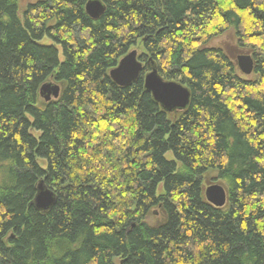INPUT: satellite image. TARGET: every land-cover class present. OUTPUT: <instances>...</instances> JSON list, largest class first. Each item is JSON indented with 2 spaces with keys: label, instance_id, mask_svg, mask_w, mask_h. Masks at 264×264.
<instances>
[{
  "label": "trees",
  "instance_id": "obj_1",
  "mask_svg": "<svg viewBox=\"0 0 264 264\" xmlns=\"http://www.w3.org/2000/svg\"><path fill=\"white\" fill-rule=\"evenodd\" d=\"M87 1L20 15L0 0V264H264V48L245 80L207 46L264 40V0H101L97 19ZM132 49L142 71L119 87L108 73ZM151 64L189 90L183 111L145 91ZM208 171L222 207L203 195ZM40 180L56 196L45 212Z\"/></svg>",
  "mask_w": 264,
  "mask_h": 264
},
{
  "label": "water",
  "instance_id": "obj_2",
  "mask_svg": "<svg viewBox=\"0 0 264 264\" xmlns=\"http://www.w3.org/2000/svg\"><path fill=\"white\" fill-rule=\"evenodd\" d=\"M85 10L87 15L97 19L103 13L104 5L100 0H89L85 5ZM235 60L239 71L243 75H249L254 71V63L249 54L239 53ZM142 68L138 53L133 50L123 56L117 65L109 71L108 75L117 86L126 87L138 79ZM143 83L145 91L152 95L153 100L159 104L164 112L183 111L188 106L190 100L189 90L180 83L163 80L153 64L143 76ZM59 93L60 86L55 83H44L39 88V95L46 102L57 99ZM204 196L206 201L214 207H222L227 201L226 191L219 184L207 186ZM55 200V193L44 185L43 180H40L32 201L34 207L45 212L53 206Z\"/></svg>",
  "mask_w": 264,
  "mask_h": 264
},
{
  "label": "rangeland",
  "instance_id": "obj_3",
  "mask_svg": "<svg viewBox=\"0 0 264 264\" xmlns=\"http://www.w3.org/2000/svg\"><path fill=\"white\" fill-rule=\"evenodd\" d=\"M37 0H18V7H19V14L21 15L22 11L24 10V8L26 7V5L28 3H33ZM42 43H45L47 45H52L54 44L50 39L48 38H44L41 41ZM264 40L263 39H259L257 40H253L251 42H247L245 45L246 46H241L238 44L237 40H233L230 34H222L219 35L217 37H215L214 39H212L209 44L207 46L210 47H218L220 49H222L225 54L232 60V62L234 64H236L235 62V58L237 55L238 50L243 51L249 55H253V53L255 52L257 56H260V48H264ZM57 49L59 50V59L62 60V52H61V47L59 45H56ZM138 52V49H136ZM259 58V57H258ZM237 74L240 78H243L245 80H251L254 79V74H249V75H243L238 69H237ZM61 85V84H60ZM166 158H170L168 155H166ZM39 163L45 167V162L42 160H39ZM216 177V173L214 171H208L207 173H205L203 175V179H202V190H203V195H204V191L205 188L209 185L212 184H221V182L215 180ZM156 211V210H155ZM155 211L153 212L154 214L149 215L147 222H149L151 225H156L158 224V222H162L163 221V217L159 214L161 213V211Z\"/></svg>",
  "mask_w": 264,
  "mask_h": 264
},
{
  "label": "bare ground",
  "instance_id": "obj_4",
  "mask_svg": "<svg viewBox=\"0 0 264 264\" xmlns=\"http://www.w3.org/2000/svg\"><path fill=\"white\" fill-rule=\"evenodd\" d=\"M88 1H89V0H88ZM88 1H87V2H88ZM100 1H101V0H100ZM87 2H86V3H87ZM101 2H102V1H101ZM102 3H103V2H102ZM85 5H86V4H85ZM103 5H104V3H103ZM104 10H105V5H104ZM85 12H86V10H85ZM103 12H104V11H103ZM86 14H87V13H86ZM102 14H103V13H102ZM102 14H101V15H102ZM101 15H100V16H101ZM88 16H89V15H88ZM100 16H99V17H100ZM89 17H90V16H89ZM99 17H98V18H99ZM90 18H91V17H90ZM92 19H93V18H92ZM133 50H136V49H132V50H130L129 52H131V51H133ZM136 51H137V50H136ZM129 52H128V53H129ZM128 53H127V54H128ZM137 53H138V52H137ZM125 55H126V54H125ZM125 55H124V56H125ZM238 70H239V69H238ZM146 73H147V72H146ZM146 73H145V74H146ZM139 75H140V74H139ZM160 77H161V76H160ZM161 78H162V77H161Z\"/></svg>",
  "mask_w": 264,
  "mask_h": 264
},
{
  "label": "flooded vegetation",
  "instance_id": "obj_5",
  "mask_svg": "<svg viewBox=\"0 0 264 264\" xmlns=\"http://www.w3.org/2000/svg\"><path fill=\"white\" fill-rule=\"evenodd\" d=\"M238 53H245V52L238 50L237 54H238ZM236 56H237V55H236Z\"/></svg>",
  "mask_w": 264,
  "mask_h": 264
}]
</instances>
